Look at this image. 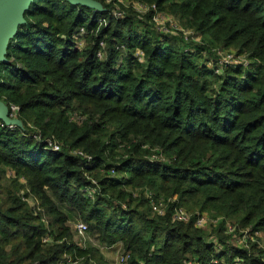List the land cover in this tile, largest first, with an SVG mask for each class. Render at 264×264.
Returning a JSON list of instances; mask_svg holds the SVG:
<instances>
[{"label":"trees","instance_id":"1","mask_svg":"<svg viewBox=\"0 0 264 264\" xmlns=\"http://www.w3.org/2000/svg\"><path fill=\"white\" fill-rule=\"evenodd\" d=\"M95 1L100 10L31 0L8 40L0 101L31 128L0 125V264L65 254L75 264H264L263 249L236 247L221 222L171 218L174 207L221 217L264 243V0H143L155 9L119 15L116 0ZM154 14L171 15L175 34L157 31ZM230 49L246 63L219 64ZM144 190L167 200L163 215ZM58 203L98 243L119 244L113 263L72 240Z\"/></svg>","mask_w":264,"mask_h":264},{"label":"built area","instance_id":"2","mask_svg":"<svg viewBox=\"0 0 264 264\" xmlns=\"http://www.w3.org/2000/svg\"><path fill=\"white\" fill-rule=\"evenodd\" d=\"M109 1L110 0H103V2L105 4ZM117 1H120V0H117ZM148 9L146 8V6L143 5V6H141V9L138 11L142 14ZM150 9L154 10V6L150 5ZM121 11H122L121 9L114 8L113 15H119L121 13ZM164 16L165 15L158 16V15L154 14L152 16V20L154 22V25H155V20H160V19H163V20H165V23H168L170 21V19H167ZM172 26H175V25L172 24ZM168 28L171 29L172 31H174L171 28V25H168ZM155 29L157 31L163 32V33L168 32V31H166L167 29L161 25L155 26ZM168 33H170V32H168ZM183 33L187 34V32L186 33L183 32ZM119 49L122 50L123 47L120 46ZM225 52H228V51H224L223 54L218 55V63L219 64L224 63V64H229V65H244L246 63L245 60L240 62V61H237L235 59V58H238L241 56H235L234 53H231V54L226 53V55H225ZM100 55H101L100 53L97 54L98 57H100ZM134 56L137 57L138 59L141 58V56H142L141 51L136 50L134 52ZM7 108H8V118L19 120L17 118V110H18L17 107L14 105H10V106H7ZM0 125L2 127H5L6 129L18 128L21 132H26L25 130H29L31 128L30 125H27V127L24 129L22 123H21V128L15 126V125H5L1 121H0ZM47 145H48L47 148H50L51 150H57L58 149V146L55 142H48ZM70 154L78 155L80 157H83V158H86L87 160H89V157L87 155H85L83 152H81L80 150H71ZM7 176L14 177L12 172H7ZM17 180L20 183H24V180L22 177H17ZM90 182L92 185L95 186L94 181L91 180ZM86 191H87L89 196H91L95 192L94 188H90V187ZM19 195H20V199L23 200L24 199L23 193H19ZM143 197L146 199V203H147L151 213L156 214V215H163L167 201L165 202V200H163L161 197L154 196L153 192L150 190H144L143 191ZM26 200H27V204L34 211L39 210V207L37 205V201L34 198H28ZM171 218L173 221H178V222H182V223L189 222L190 219H192L193 226L196 228H203L208 224L215 226L221 222L222 231L227 233V235L229 236V242L233 243V245H235L236 247H239V248H244L242 245H240L239 242L241 241V244L244 243L245 237L248 238V236H249V237H256V238L261 239V236L259 233L253 232L250 234L248 228H243V229L238 228V227L234 226L233 224H231L229 221L222 219L221 217L210 219L205 214L193 217L192 212H189V211L183 209L182 207H174L171 211ZM71 228L74 232V236H75L77 245L79 247H82L81 244L86 242V240L88 239L87 238V231H88L87 224L81 220L76 219L75 221H73L71 223ZM41 241L44 243L49 242V238L47 236H45L44 238H42ZM263 244H262L261 248L264 250ZM115 259H116L117 264H126L127 255H118V256H116ZM77 261H78V259H76V258L73 259V258L69 257L68 255H64L63 259L58 264H75ZM187 264H189V262Z\"/></svg>","mask_w":264,"mask_h":264},{"label":"rangeland","instance_id":"3","mask_svg":"<svg viewBox=\"0 0 264 264\" xmlns=\"http://www.w3.org/2000/svg\"><path fill=\"white\" fill-rule=\"evenodd\" d=\"M117 1V0H116ZM146 6V8L148 9H150V3H148V2H144L143 0L142 1H140V0H120V1H117V2H115V4H114V8H118V9H121V10H123V11H125V10H130L131 12H133V13H135V14H139L140 12L138 11V10H140L141 9V6ZM155 9V8H154ZM139 12V13H138ZM164 17H166L167 19H171L170 17H171V15H169V14H166ZM165 19V18H164ZM161 20V21H160ZM160 20H155V26H163V27H165L166 29V31H168V32H170V33H172V34H175V32L174 31H172L171 29H169L167 26H165V20H163V19H160ZM184 29V28H183ZM185 33H186V31H184ZM187 35V34H186ZM190 44L191 43H193V41L190 39ZM228 52H225V55H226V53H228V54H231V53H234V50L233 49H230V51L229 50H227ZM237 61H240V62H242V61H244L245 60V58L243 57V56H241V57H238V58H235ZM11 179H13V177H9L8 179H7V182H3V185H4V187H6L7 189H8V182L11 180ZM25 179V178H24ZM17 182H18V180H16ZM19 184H21V187H19L18 188V194L19 193H23V191H28V187H27V185L25 184V182L24 183H20L19 182ZM16 186V184H15V182L14 183H10L9 184V187L11 188V189H13L14 187ZM32 193H30L29 195H31ZM167 200H165V202H166ZM57 206H58V208L61 210V211H65L64 213L66 214V217H67V221H66V225H68V227L70 226V223H72L73 221H75L76 219H78V220H81L79 217H78V215L76 214V212H74V211H71V210H67L66 209V206L64 205V204H60V203H58L57 204ZM39 207V206H38ZM140 208H143V207H140ZM78 217V218H77ZM82 221V220H81ZM69 229H70V227H69ZM204 229H206V230H208V228L207 227H205ZM241 229H243V228H241ZM70 232H71V236H72V240H74V241H76V239H75V237H73L74 236V232H72V230L70 229ZM72 233H73V235H72ZM87 240H86V242H84L83 244H81V246L82 247H85V246H88V245H90V246H94V247H97L98 249H100L99 251H100V253L102 254V256L104 257V259L106 260V261H108V262H110V263H113V260H114V257H115V251H116V249H117V246L119 245L118 243H116V244H113V245H111V246H109V247H105L103 244H101V243H98L97 241H96V239H95V236H94V234H93V232H92V230L90 231L89 229H88V231H87ZM240 243V245H242L243 247H244V249H246V250H248L249 248H250V246H252V245H255V247L256 248H258V249H262L261 248V246H262V244H263V242L261 241V239H259V238H256V237H249L248 236V238L247 237H245L244 238V243H242L241 244V241L239 242ZM65 255H68V254H65Z\"/></svg>","mask_w":264,"mask_h":264},{"label":"water","instance_id":"4","mask_svg":"<svg viewBox=\"0 0 264 264\" xmlns=\"http://www.w3.org/2000/svg\"><path fill=\"white\" fill-rule=\"evenodd\" d=\"M93 10H100L101 5L95 0H66ZM31 0H0V63L5 61V49L8 40L14 35L18 25L23 23V12ZM0 121L5 125H15L21 128L17 119L8 118V108L0 101Z\"/></svg>","mask_w":264,"mask_h":264}]
</instances>
